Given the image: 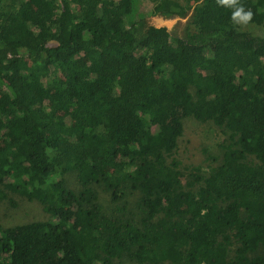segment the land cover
I'll return each instance as SVG.
<instances>
[{
  "label": "trees",
  "instance_id": "1",
  "mask_svg": "<svg viewBox=\"0 0 264 264\" xmlns=\"http://www.w3.org/2000/svg\"><path fill=\"white\" fill-rule=\"evenodd\" d=\"M192 1L0 0V205L46 215L0 223V264H264V35ZM236 4L264 25V0ZM189 10L182 37L145 27ZM187 120L224 139L186 174Z\"/></svg>",
  "mask_w": 264,
  "mask_h": 264
},
{
  "label": "rangeland",
  "instance_id": "2",
  "mask_svg": "<svg viewBox=\"0 0 264 264\" xmlns=\"http://www.w3.org/2000/svg\"><path fill=\"white\" fill-rule=\"evenodd\" d=\"M183 6H192V0H176ZM151 3H144L140 10L146 12L151 7ZM189 13L185 17H154L149 16L145 20V27L165 28L172 32L174 36L182 37ZM242 30L250 32L252 35H264V25H255L251 23H238ZM171 45H175V40H170ZM224 135L210 123H198L193 120H187L181 136L177 140L176 148L172 156L179 162V168L183 173H188L193 167L199 166L206 170L209 166L217 163L221 155V144ZM62 179L65 185L71 189H78L74 174H63L57 176ZM98 201L107 210L114 208V204L109 201V193L104 191L100 185L95 186ZM0 205V223L3 226L14 225L17 223L28 222L32 220L45 219L46 215L41 206L36 201H28L18 195L8 196ZM136 193L127 199L130 204L134 202ZM12 200L14 204H11ZM120 264H135L129 261H123Z\"/></svg>",
  "mask_w": 264,
  "mask_h": 264
},
{
  "label": "clouds",
  "instance_id": "3",
  "mask_svg": "<svg viewBox=\"0 0 264 264\" xmlns=\"http://www.w3.org/2000/svg\"><path fill=\"white\" fill-rule=\"evenodd\" d=\"M220 5L233 8L231 19L234 23H247L251 17V11H245L242 6H237L236 0H218Z\"/></svg>",
  "mask_w": 264,
  "mask_h": 264
}]
</instances>
